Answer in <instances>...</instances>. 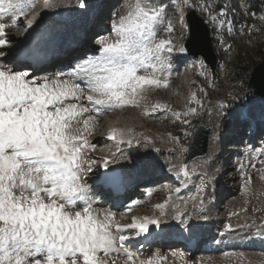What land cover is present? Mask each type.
Segmentation results:
<instances>
[{
  "label": "rangeland",
  "instance_id": "374dc122",
  "mask_svg": "<svg viewBox=\"0 0 264 264\" xmlns=\"http://www.w3.org/2000/svg\"><path fill=\"white\" fill-rule=\"evenodd\" d=\"M82 1L85 2L86 0ZM122 1L124 0H108V5H105L99 14L98 19L102 20L101 27L98 26L97 31L91 33V39L88 37L84 40L86 43L82 52L69 56L65 65L56 64L51 71L38 73L24 70L23 65L14 66L12 64L14 61L10 58L11 55L0 57V61H7L13 69L28 72L30 77L37 82H43L46 77L53 80L62 72L61 78L68 79L69 73L78 70V61L95 62L101 56L100 49L104 43L116 42L117 36L112 25L118 23L121 18H124L127 23L141 9L149 11L151 14L152 10L163 7L164 23L154 25L156 40L158 42L161 39H170L176 49L178 46L184 48L187 40L183 32L185 26L183 28L181 26L182 18L183 23L185 22L184 13L186 14L190 10L195 11L209 25L211 30L212 45L218 58L214 75L205 69L200 59L190 57L185 64L181 65L173 61L172 53L162 52L161 55L169 67L163 71L155 72V77L161 79V86H145L143 98L139 99L138 104L125 105L119 107V110L125 111V117L133 123H137L144 131L147 130V137L156 145L159 159L162 163H168L164 168L171 169L177 165L182 171L189 173L187 178L184 177V181L189 189L191 187L192 194L186 199L193 198L198 202L199 213L201 214L200 221L202 218H206V221L214 220L217 226L213 231V237L211 236V245L207 248L211 252L186 256L179 253L178 245L163 249L153 248L144 254L136 253L134 249H131L129 251L135 254L133 260L126 261V255L121 254L117 258L116 264H141V262L146 264L150 260L154 264H264V252L243 249V247L248 246V238L255 230L261 228L264 231V129L261 133H257V138L253 142L249 138L247 123L243 126L240 124L242 132L236 129L240 112L243 109L247 110L249 104L256 99V96L248 91L247 86L252 70L264 61V15L255 19L244 18V22L239 20L237 24L242 25L235 29V26L230 25L222 15V10L229 11V7L234 3L233 8L237 14L245 17L244 0H188L187 4L185 0H137V2L135 0L133 11L126 17H124L122 10L117 8L122 5ZM20 2L22 3L21 0ZM32 10L33 8H25L24 15L17 16L16 19L22 21L17 28H14L10 21H4L6 24L5 36L10 41L6 45L5 50L7 52L14 50L18 37L17 31L23 30L24 23L35 13V11L32 13ZM56 10L61 14L67 11L60 10L59 6ZM89 13L90 11L84 13L73 28L60 35L56 45L50 48L55 51L68 49L69 44L73 40L75 41V37L78 38L83 32L84 24L90 20V18L86 19ZM57 18L59 17L57 16ZM98 19L95 21L97 22ZM106 19L107 21H104ZM168 21H171L174 26L175 30L172 33L166 31ZM53 22L55 20H49V23L53 24ZM76 28L79 29L76 30ZM76 31L77 35H75ZM79 42L80 40H77V44ZM75 49L65 50L59 54L65 55ZM152 71L151 68L148 69L149 73ZM144 74H146L144 69H139L137 72V75ZM165 79L167 80V87L163 86ZM187 79H189V87H186ZM73 82L81 83L82 87L86 86V80L83 78L74 77ZM69 102L73 101H66V103ZM78 103L88 106L84 98ZM114 109L118 108L111 110ZM111 110L104 108L101 111L103 114L97 117L94 115L96 119L95 123L92 124L91 133H95H86L85 135H87L90 145L95 147L87 148L83 155L91 157L92 154L102 149V144L95 145V143H98L102 128L110 121ZM87 115L89 114H85V117ZM178 116L179 118H177ZM200 123L212 128L214 136L219 135L217 141L220 140L221 142L211 141L209 148L212 149V153L208 158L181 164V166L183 165L182 168L178 162H183L194 130ZM236 134L240 137L236 145L233 146L230 143ZM230 136L231 138H228ZM162 140H167L164 145ZM224 145L225 150L223 149V152L227 155H221V158L218 156L213 158L217 146ZM136 146L143 147L139 142H136ZM229 147L234 148L235 151H226ZM104 149L103 146V151ZM147 157V151L138 150L137 158L142 163L135 175L139 179L154 177L160 170L159 162L144 161ZM221 160L225 164L221 163ZM223 165H225L224 168ZM87 167L88 164L86 163L85 168ZM91 167L94 169V165ZM215 172L219 179L214 177ZM89 176L90 173L82 174L81 183L87 188L86 197L92 202L93 209L99 210L98 218L101 220H103L104 209L113 212L115 214L114 219L118 223L129 221L137 214H143V212L151 213L152 211L149 209L151 203H154L161 195L158 192L159 188L150 192L141 191V187L147 184L141 181L131 191L133 197L126 201L127 206L121 205L123 201L120 202V200L117 201L119 203L117 206L114 203L106 204L95 192L89 189ZM216 179L217 188L214 189L213 186L216 187V183L213 181ZM46 187H51V185H46ZM201 187L206 190L201 192ZM213 192L216 199L212 197ZM18 194V190L13 189V195ZM83 206V202L76 203L74 210L82 211ZM2 226L3 222L0 221V227ZM111 231L113 232V227ZM239 244L240 246L235 248ZM98 255L102 256L103 254L99 253ZM40 258L42 264H45L43 258ZM78 264H83V257L79 254Z\"/></svg>",
  "mask_w": 264,
  "mask_h": 264
},
{
  "label": "snow or ice",
  "instance_id": "6c2138e0",
  "mask_svg": "<svg viewBox=\"0 0 264 264\" xmlns=\"http://www.w3.org/2000/svg\"><path fill=\"white\" fill-rule=\"evenodd\" d=\"M18 15H24L20 0H0V57L11 55L5 50L10 41L4 21L19 24ZM161 23L163 7L151 14L141 9L127 23L121 18L112 25L116 42L104 43L97 61H78V70L69 73L68 79L61 78L62 72L53 80L46 77L37 82L28 72L0 61V264H42L40 257L45 264H78V254L83 264H116L121 254L126 261L133 260L135 254L125 244L129 237L123 229L134 227L146 233L148 224L157 221L138 223L134 219L125 226L107 209L103 220L98 218L99 210L93 209L81 183V175L93 171L91 166L98 163L83 155L95 147L85 134H91L96 117L90 113L97 112L96 106L111 110L135 105L143 98L145 86H161L155 72L169 67L161 53L175 50L170 39L157 42L154 25ZM34 25L35 19H29L26 30L35 31ZM174 30L168 21L166 31ZM31 55L38 58L39 52ZM139 69L146 74L137 75ZM74 77L85 79L86 86L73 82ZM163 86L167 87L166 79ZM82 98L88 106L78 103ZM109 163L105 158L103 166L107 169ZM183 175L187 178L189 173ZM109 178L115 181L120 176L113 172ZM13 189L19 194L14 196ZM77 201L83 202L82 211L74 210ZM113 226L116 233L111 231Z\"/></svg>",
  "mask_w": 264,
  "mask_h": 264
},
{
  "label": "bare ground",
  "instance_id": "6f19581e",
  "mask_svg": "<svg viewBox=\"0 0 264 264\" xmlns=\"http://www.w3.org/2000/svg\"><path fill=\"white\" fill-rule=\"evenodd\" d=\"M121 4L122 5L117 8L121 9L124 17H126V15H128L133 11L135 0H124L121 2ZM105 5H108V0H86L85 2H83L82 0H47L44 9L35 12L30 18L27 19V21L24 23L22 27L23 30H26V25L29 19H33V18L35 19V25H34L35 31H32L30 29L26 30L27 34L31 32V35L28 34V38L34 45H36L33 48L35 49L41 48L42 51L47 52V55L51 57L49 62L45 64L46 67L44 68L52 69L55 67L56 64H59L61 66L65 65V63H67V58L69 56H73L77 53L82 52L83 46H85L86 42L81 40L78 43V45L80 44L81 47L76 48L72 52H69L65 55L62 54L64 57H61L62 55L59 54L58 51H55L50 47L51 46L54 47L53 45H56V43L59 40V36L67 32L68 30L72 29L74 24L77 23L79 19L82 18L84 13L90 11V13H93L94 15L95 13L98 14L99 17L100 11H102ZM58 6L60 10H67L66 13L64 14L59 13L56 10ZM57 16L59 18H57ZM51 19L55 20L53 24L49 23V20ZM18 20L20 21V23L22 22L21 19ZM95 23L94 25L92 24L91 26V28L94 27V31L96 28ZM91 31L92 30L90 29V32ZM9 52L11 53L10 58L15 62L16 58L14 51H9ZM183 54H185V52H183ZM178 61H181V58H178ZM255 100H257V102H254L253 100L249 104L247 110L243 109L240 112L236 124V129H238L239 122L241 119L252 120V118H259L262 112H264V98H256ZM124 112L119 109H114L110 113V118H109L110 121L103 127V132L105 133H107V131H109V129L111 128L116 130L115 140L110 145H107L104 142V140L101 137H99L98 143L96 142L95 145L102 144L103 146H105L104 144H106L107 147H105L103 153L105 154L106 157H110L112 158V161L113 160L115 161L114 163L113 162L112 163L115 165L116 168H122L123 170H125V172L127 173L126 182L130 184L133 178H137L135 172L137 171L139 165L142 163V161H140L139 158H137L139 149L142 152L144 151L148 152V157L144 161H148V162L156 161L157 163L159 162L160 170H162L168 163L166 162L162 163L161 160L159 159L156 145L151 141V139L147 137L148 136V134L146 133L147 130L144 131V129L141 128L137 123H133V121L125 117ZM94 133L95 132H92L91 134ZM218 136H219L218 134L215 136L213 135L211 141L213 142L214 140H217ZM256 138L257 137L255 136L251 142L255 141ZM167 139L169 140V138ZM129 141H131V144H129ZM162 141L164 145L167 140L166 141L162 140ZM136 142H139L140 145H142L143 147L142 148L137 147ZM230 144H233V142H231ZM256 145L259 146L262 144H256ZM218 149L219 146H217L216 151L213 154V157L216 156ZM229 149H232L231 151H235L234 148L229 147ZM211 151L212 149L209 150L207 158L209 157V155H211L212 153ZM178 163H180L181 166L182 162L180 161ZM171 170H173L177 174L183 175V171L181 170V168L177 167V165L174 166ZM93 173L94 171L90 172L89 184H90V180L93 178ZM215 185L217 187V184ZM147 186L148 185H144L143 187H141L142 188L141 191L143 189L147 190L148 189ZM174 188H175V194H170V195L161 194L160 196H158V199L154 201V203L153 202L151 203V206L149 207L150 211H152L151 213L143 212V214H137V216L131 218V220L128 221L127 224H132L134 219L138 223H141L146 219H151L153 217L158 218L159 227L156 229V232L157 233L165 232L164 236L157 238L161 242H163V240H168L169 243H171V241L174 238H177L178 236L183 237L184 239H186V241H189V239L191 238L202 239L205 236L204 234L205 231L209 232L208 234L210 235V237L214 235L213 231L217 228L215 221L210 219L206 221V218H202V221H200L201 214L199 213L200 209L198 208V202L195 201L193 198L186 199V197L191 196L192 194V190L187 189L186 182L183 181L182 179V185L175 186ZM177 189H179L181 192H178L179 190ZM184 189H187L186 194H183ZM125 196L126 197L129 196L128 198H130L131 193L127 192ZM160 204H164L165 207L163 209L156 207L157 205ZM134 206L136 207V205ZM239 246L240 244L236 245L235 248H238ZM131 248H135V245L131 246ZM243 249H248V248H243Z\"/></svg>",
  "mask_w": 264,
  "mask_h": 264
},
{
  "label": "water",
  "instance_id": "95a60500",
  "mask_svg": "<svg viewBox=\"0 0 264 264\" xmlns=\"http://www.w3.org/2000/svg\"><path fill=\"white\" fill-rule=\"evenodd\" d=\"M186 20L189 29H191V31H189L190 39L186 45L188 53L195 58L200 56L205 64L214 71L217 59L211 47V40L209 38L207 26L195 15L194 12H190L186 17ZM248 89L253 94L264 98V62L253 70ZM209 134L210 130L205 129L203 125H200L197 128L185 163L206 154Z\"/></svg>",
  "mask_w": 264,
  "mask_h": 264
},
{
  "label": "trees",
  "instance_id": "16d2710c",
  "mask_svg": "<svg viewBox=\"0 0 264 264\" xmlns=\"http://www.w3.org/2000/svg\"><path fill=\"white\" fill-rule=\"evenodd\" d=\"M249 12L258 13L264 10V0H250L248 2Z\"/></svg>",
  "mask_w": 264,
  "mask_h": 264
}]
</instances>
